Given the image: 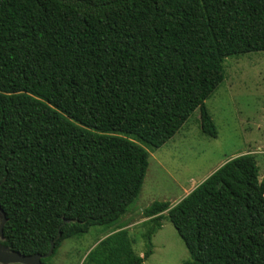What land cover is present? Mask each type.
<instances>
[{"label": "trees", "instance_id": "16d2710c", "mask_svg": "<svg viewBox=\"0 0 264 264\" xmlns=\"http://www.w3.org/2000/svg\"><path fill=\"white\" fill-rule=\"evenodd\" d=\"M264 51V0H0V208L6 247L46 254L100 226L83 264H142L122 218L149 153L200 109L230 56ZM252 153L226 161L176 204L143 210L151 234L168 218L185 264H264V177ZM0 216V223H1Z\"/></svg>", "mask_w": 264, "mask_h": 264}, {"label": "rangeland", "instance_id": "374dc122", "mask_svg": "<svg viewBox=\"0 0 264 264\" xmlns=\"http://www.w3.org/2000/svg\"><path fill=\"white\" fill-rule=\"evenodd\" d=\"M225 79L206 100L218 131L203 133L197 108L180 130L159 148L139 137L131 138L149 153V167L141 193L122 218L142 264H185L186 244L168 218L156 232L143 210L154 201L177 203L221 165L236 156L252 153L264 177V51L230 56ZM100 226L81 237L63 241L47 264H83L86 254L109 231Z\"/></svg>", "mask_w": 264, "mask_h": 264}, {"label": "water", "instance_id": "95a60500", "mask_svg": "<svg viewBox=\"0 0 264 264\" xmlns=\"http://www.w3.org/2000/svg\"><path fill=\"white\" fill-rule=\"evenodd\" d=\"M0 240L3 238L4 225L6 222V215L2 208H0ZM61 231L59 230L57 237L51 242L49 251L42 255L39 253L24 255L18 251H14L0 242V264H47L42 259L50 257L53 254L56 246V241L60 238Z\"/></svg>", "mask_w": 264, "mask_h": 264}, {"label": "crops", "instance_id": "0c3cea01", "mask_svg": "<svg viewBox=\"0 0 264 264\" xmlns=\"http://www.w3.org/2000/svg\"><path fill=\"white\" fill-rule=\"evenodd\" d=\"M194 188H192L189 192L185 193V195H188ZM183 199V198H182ZM181 199V200H182ZM170 202V201H169ZM178 203V202H177ZM173 205L176 204V203H172Z\"/></svg>", "mask_w": 264, "mask_h": 264}, {"label": "flooded vegetation", "instance_id": "af4514ba", "mask_svg": "<svg viewBox=\"0 0 264 264\" xmlns=\"http://www.w3.org/2000/svg\"><path fill=\"white\" fill-rule=\"evenodd\" d=\"M43 260V259H42ZM45 262V261H44ZM46 263V262H45Z\"/></svg>", "mask_w": 264, "mask_h": 264}]
</instances>
